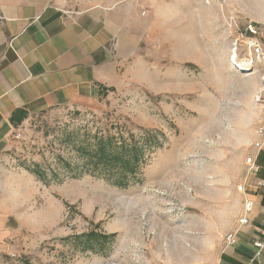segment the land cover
<instances>
[{"label": "rangeland", "instance_id": "obj_1", "mask_svg": "<svg viewBox=\"0 0 264 264\" xmlns=\"http://www.w3.org/2000/svg\"><path fill=\"white\" fill-rule=\"evenodd\" d=\"M263 35L247 39L253 44L247 43V58L230 56L236 70L250 71L264 58L256 39ZM162 44L161 58L148 51L129 82L102 91L94 108L66 104L45 110L29 116L13 135L0 160L6 221L0 264H218L220 245L244 204L238 187L250 144L242 143L258 119L247 124L248 117L237 116L239 97L208 68L218 62L217 54L194 52V64H181L169 29ZM88 124L94 130L116 124L165 135L141 184L123 190L96 177L66 176L58 158L65 156L64 135ZM34 164L49 179L57 174L65 181L45 185L26 170ZM94 230L116 235L107 256L74 248L75 236Z\"/></svg>", "mask_w": 264, "mask_h": 264}, {"label": "crops", "instance_id": "obj_2", "mask_svg": "<svg viewBox=\"0 0 264 264\" xmlns=\"http://www.w3.org/2000/svg\"><path fill=\"white\" fill-rule=\"evenodd\" d=\"M249 22L264 34V0H0V160L21 127L11 123L15 111L31 116L66 104L94 108L102 91L129 82L148 51L161 58L169 29L176 61L194 64V52L217 54L208 68L239 97L237 116L248 117L247 124L258 119L242 143L250 144L247 152L257 166L250 173L242 165L240 176L246 194L238 199L254 202L250 224L232 226L227 234L238 230V243L220 245L218 264H264V251L251 263L253 241L264 231V114L257 103L264 97V58L250 71L229 62L233 54L249 55L247 39L253 36L243 35ZM256 39L264 56V35ZM3 213L0 206V242Z\"/></svg>", "mask_w": 264, "mask_h": 264}, {"label": "trees", "instance_id": "obj_3", "mask_svg": "<svg viewBox=\"0 0 264 264\" xmlns=\"http://www.w3.org/2000/svg\"><path fill=\"white\" fill-rule=\"evenodd\" d=\"M114 91V89H110ZM29 118L25 110H17L11 117L15 128ZM165 135L156 130L129 128L112 124L106 129H93L90 125L75 127L66 131L63 139L65 156H59V164L66 176L81 179L86 176L103 179L112 186L126 190L143 182V170L150 156L163 147ZM45 185L52 181L63 183L58 175L49 179L40 164L26 167ZM99 228V227H98ZM116 235L97 230L77 235L72 239L74 248L81 252L107 256L112 251Z\"/></svg>", "mask_w": 264, "mask_h": 264}, {"label": "built area", "instance_id": "obj_4", "mask_svg": "<svg viewBox=\"0 0 264 264\" xmlns=\"http://www.w3.org/2000/svg\"><path fill=\"white\" fill-rule=\"evenodd\" d=\"M261 32L262 31H260V29H258L257 27H255V25L249 22L244 28L243 35L249 34L255 37L258 34H261ZM251 45H253L252 42L249 43V47H251ZM257 47L255 49H257ZM256 51L257 53L259 52V50H256ZM260 100H262L261 97L257 99V102H260ZM263 103H264V100H263ZM259 133L263 134L264 129L260 128ZM17 137H20V134H18ZM255 146L256 148L261 149L263 144L257 143ZM246 162L248 165V172L253 173L257 170L256 161L254 157H249ZM259 185L262 186L263 182H260ZM238 190L240 193L246 194V189L244 185L239 186ZM253 209H254V202L252 200H246L244 204L245 214L242 217H240L237 221L239 228L249 226L250 224L249 215L253 212ZM237 233H238V230L230 232L229 234L226 235L225 241L228 246L232 247L238 243ZM253 245L256 248L257 252L254 258L251 260V263L255 262L260 257L261 253L264 251V231L261 233V236L259 238L253 241Z\"/></svg>", "mask_w": 264, "mask_h": 264}, {"label": "bare ground", "instance_id": "obj_5", "mask_svg": "<svg viewBox=\"0 0 264 264\" xmlns=\"http://www.w3.org/2000/svg\"><path fill=\"white\" fill-rule=\"evenodd\" d=\"M238 69H240V70H242V71H244L245 70V68H243V66H239V68Z\"/></svg>", "mask_w": 264, "mask_h": 264}]
</instances>
